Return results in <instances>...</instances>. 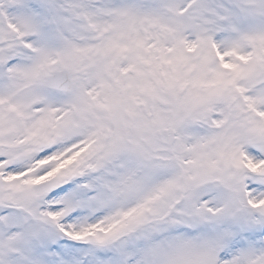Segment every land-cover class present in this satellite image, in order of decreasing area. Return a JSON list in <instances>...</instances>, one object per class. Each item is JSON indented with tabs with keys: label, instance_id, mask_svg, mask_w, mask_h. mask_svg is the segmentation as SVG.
Masks as SVG:
<instances>
[{
	"label": "snow or ice",
	"instance_id": "snow-or-ice-1",
	"mask_svg": "<svg viewBox=\"0 0 264 264\" xmlns=\"http://www.w3.org/2000/svg\"><path fill=\"white\" fill-rule=\"evenodd\" d=\"M0 264H264V0H0Z\"/></svg>",
	"mask_w": 264,
	"mask_h": 264
}]
</instances>
